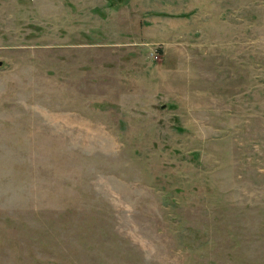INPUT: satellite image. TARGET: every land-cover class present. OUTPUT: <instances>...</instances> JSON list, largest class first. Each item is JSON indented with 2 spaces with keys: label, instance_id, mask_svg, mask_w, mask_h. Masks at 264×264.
Listing matches in <instances>:
<instances>
[{
  "label": "rangeland",
  "instance_id": "rangeland-1",
  "mask_svg": "<svg viewBox=\"0 0 264 264\" xmlns=\"http://www.w3.org/2000/svg\"><path fill=\"white\" fill-rule=\"evenodd\" d=\"M0 264H264V0H0Z\"/></svg>",
  "mask_w": 264,
  "mask_h": 264
}]
</instances>
